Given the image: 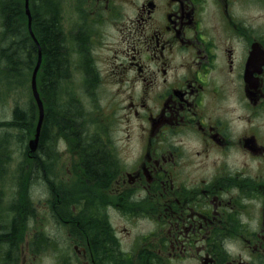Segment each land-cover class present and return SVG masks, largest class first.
<instances>
[{"label":"flooded vegetation","instance_id":"flooded-vegetation-1","mask_svg":"<svg viewBox=\"0 0 264 264\" xmlns=\"http://www.w3.org/2000/svg\"><path fill=\"white\" fill-rule=\"evenodd\" d=\"M28 8L27 53L41 57L43 94L48 49L37 26L51 20L61 80L74 72L87 90L110 86V112L93 135L79 120L72 140L46 129L41 146L42 131L34 151L20 149L19 164H39V174L26 165L12 177L24 193L0 209V264L46 257L50 238L32 232L34 184L46 222L72 228L79 264H264V19L256 18L264 0H29ZM22 13L27 21L24 5ZM15 110L0 128V204L18 151ZM84 149L101 172L86 169ZM93 223L104 234L95 244Z\"/></svg>","mask_w":264,"mask_h":264},{"label":"rangeland","instance_id":"rangeland-1","mask_svg":"<svg viewBox=\"0 0 264 264\" xmlns=\"http://www.w3.org/2000/svg\"><path fill=\"white\" fill-rule=\"evenodd\" d=\"M23 1V0H22ZM69 2H72L73 0H68ZM78 1V0H76ZM83 3L86 2V0H82ZM114 1V0H110ZM256 9L255 12L256 14L260 12V8H254ZM259 15L257 14L256 18L258 20V24L260 23L259 20H263L264 17L259 19ZM108 30L110 29L109 26L106 27ZM2 29V28H1ZM107 56V53L105 50H100L98 52V57L100 58V66L104 64L103 59L104 57ZM71 63L73 64L74 58L70 57ZM2 69L0 65V96L5 97L7 96L6 101H2V105L0 108V128L2 129H9L10 123H12V112L15 108L20 109L21 111L25 110L28 111L30 108L34 109V113L29 118L31 121V129H24L27 133V135L24 137V134L20 132V128H17V154L15 157V162L14 164L9 165V174H5V180L1 182L3 187L5 188L6 194L3 195V198L5 201L0 204V209H5L7 208L8 202L12 199H16V202L19 203V196L20 194H23L24 192L20 190V188L17 187V180L16 178H12L16 172V176H18V169L22 166V164H19L22 160L20 159L21 157V152L20 149H22L25 145H28L29 141L34 139L35 135V129L36 125L38 122L39 118V111L37 108V104L33 98L31 87H30V80H31V72L28 76L25 77V81L23 83V87L21 89H17V86H14L10 84V81L6 80L4 76L2 75ZM40 74V77H39ZM42 75V80L44 81V73L41 72L40 70L38 71L37 75V85H38V90H39V98L42 102V100H47L50 102V98H48L47 90L46 94L41 95V88L39 86L40 79ZM70 79H66V81L61 80L59 78L58 81L54 83V89L55 92H57V96L55 95L54 101L53 102H58V105L60 108H66V105L68 107L72 106L73 107V117L75 121L81 120V125L80 128L85 132L86 136L88 135H93L96 131H101L105 130L108 128V114L110 112L109 108V103H108V97L111 94L110 91V86L107 85H100L97 86L96 88H93L91 90L85 89L82 85L79 84L78 82V77L74 72L70 73ZM57 88V90H56ZM43 90V89H42ZM44 91V90H43ZM91 96L89 98L86 94ZM114 91V90H113ZM85 94V95H84ZM53 100V99H52ZM47 102V103H48ZM1 103V102H0ZM61 103V104H60ZM43 106V103H42ZM78 106V108H77ZM44 108V114L47 117V129L48 132L51 134L61 137V136H68L65 132V126H62L60 123H51V125L48 124V119H49V106H43ZM55 113L56 116H60V112L62 111L59 109L56 105H54V108H52L51 112ZM49 112V113H48ZM63 112V111H62ZM44 120V119H43ZM30 123V122H29ZM77 123V122H76ZM43 124V123H42ZM53 132V133H52ZM50 134V135H51ZM73 136V135H71ZM67 137L68 139L72 140L73 137ZM24 137V138H23ZM22 139V141H21ZM55 143L57 145L58 151H63L65 150V145H63L62 142L59 143V140H55ZM74 149V148H73ZM25 164V160H23ZM68 161L65 160L61 162V167H62V172L66 173L67 172V166L66 162ZM65 164V167L63 166ZM29 167L33 169V164H28ZM26 168L23 169L22 175H25V170ZM29 169V170H31ZM21 172V170H20ZM35 177H37V174H34ZM65 175H60L59 177L62 179L64 178ZM11 177V178H10ZM43 188L39 184H34L33 188L29 190V197L33 203V210L37 214L36 218L38 219V223L36 224V220H33L32 224V232H39L42 231L45 235H47L50 239L48 241V249L47 252L43 254V256H46L45 258L40 259L38 254H33L34 258V263L35 264H79L77 260V254L73 249V238H69V233L71 234L72 228H70L67 224L65 225L64 228H59V230L56 229V227L53 226L51 222L47 223L46 222V217H45V212L42 210V205H41V199L43 198ZM84 193H74L72 198L73 199H78L79 196H82ZM67 202V201H66ZM66 207L67 210L72 209V206L70 203ZM76 209V207L74 208ZM72 215V214H71ZM69 215L67 217V220L72 218V216ZM42 222V225H41ZM54 223V221H53ZM54 225H56L54 223ZM126 225V224H122ZM121 225V226H122ZM130 227V225H128ZM36 227V228H34ZM146 228V226L144 227ZM39 230V231H37ZM145 231H143L144 233ZM142 233V232H140ZM59 252H62L63 259L59 258L57 259V254Z\"/></svg>","mask_w":264,"mask_h":264},{"label":"trees","instance_id":"trees-1","mask_svg":"<svg viewBox=\"0 0 264 264\" xmlns=\"http://www.w3.org/2000/svg\"><path fill=\"white\" fill-rule=\"evenodd\" d=\"M0 13L2 18V26L4 29V34L7 35V40L4 43V46L0 50V65L2 75L10 84L17 86V89L23 87V83L26 80L25 77L29 75L32 67L35 66L37 57L30 56L28 52V33H27V21L22 13V0H0ZM53 22L49 20L48 26L39 24L37 29L40 33L41 43L43 50L46 48L47 51V67H46V82H47V94L50 98L48 102L49 106V118L48 124L51 123H60L62 126H65V132L68 133V136L73 135L76 130V121L73 117V107L60 108L58 102H53L57 92L54 89V83L59 80L61 75L64 72L63 64H65V57L62 56L59 50V41L57 35L53 28ZM15 32V34H11ZM42 72V65L40 68ZM40 77V74H39ZM44 81L42 80V75L40 79L39 86L42 89L44 86ZM57 90V88H56ZM53 99V100H52ZM56 105L62 111L60 116H56L54 111L51 112L52 108ZM71 110V111H70ZM28 111L33 115L34 109L30 108ZM26 111V112H28ZM24 111L20 109L15 110L16 114V126L20 129H31V121L29 118L24 117ZM69 113V114H68ZM31 118V117H30ZM30 122V123H29ZM47 124L45 122L42 130V138L40 141V146L42 145L43 138L47 136ZM72 129V130H71ZM82 160L86 161V169L96 174V172H101L104 164H101L98 160L89 155L88 149L82 151ZM34 173H39V164H34ZM68 197V198H67ZM66 197V200H69V196ZM67 203L72 204L73 201H67ZM89 229L94 234L93 243H96L98 237H103V226L98 223H93L89 225ZM101 248V245L98 246Z\"/></svg>","mask_w":264,"mask_h":264},{"label":"water","instance_id":"water-1","mask_svg":"<svg viewBox=\"0 0 264 264\" xmlns=\"http://www.w3.org/2000/svg\"><path fill=\"white\" fill-rule=\"evenodd\" d=\"M25 10H26V14L27 16H29V11H28V0H25ZM40 64V57L37 60L36 66L33 70L32 73V78H31V89H32V94L34 97V100L36 102V104L38 105L39 108V118H38V122H37V126H36V133H35V137L33 140H31L29 142V145L31 147V150H34L36 145H37V141H38V137H39V132H40V128H41V123H42V119H43V108H42V102L39 98V94L37 91V86H36V73L38 70Z\"/></svg>","mask_w":264,"mask_h":264},{"label":"bare ground","instance_id":"bare-ground-1","mask_svg":"<svg viewBox=\"0 0 264 264\" xmlns=\"http://www.w3.org/2000/svg\"><path fill=\"white\" fill-rule=\"evenodd\" d=\"M27 27L29 28V30H31V16H30V13H29V16L27 17ZM66 50V49H65ZM67 57V56H66ZM67 60V59H66ZM65 61V60H64ZM36 63H37V60H36ZM36 63H35V66H36ZM41 57H40V64H39V67H38V70H40L41 68ZM34 66V67H35ZM65 67V66H64ZM76 68V67H75ZM61 104V103H60ZM71 111V110H70ZM74 112V111H73ZM69 114V113H68ZM47 116V115H46ZM50 119V118H49ZM81 124V123H80ZM54 125V124H53ZM72 130V129H71ZM80 132V131H79ZM53 133V132H52ZM82 136V135H81ZM49 138V137H48ZM52 138V137H51ZM82 139V138H81ZM80 141V140H79ZM86 141V140H85ZM88 141V140H87ZM91 143V142H90ZM50 144H51V141H50ZM84 144V143H83ZM55 145V144H54ZM53 145V146H54ZM95 146V145H94ZM48 148V147H47ZM49 149V148H48ZM45 161V160H44ZM114 170V169H113ZM95 209V208H94ZM96 211V210H95ZM99 214V213H98ZM11 216V215H10ZM106 217V216H105Z\"/></svg>","mask_w":264,"mask_h":264}]
</instances>
